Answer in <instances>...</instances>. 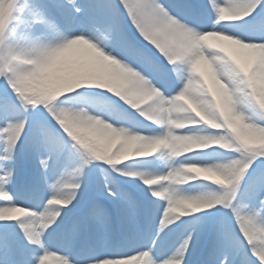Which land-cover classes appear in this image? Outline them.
<instances>
[{
	"label": "snow or ice",
	"instance_id": "obj_1",
	"mask_svg": "<svg viewBox=\"0 0 264 264\" xmlns=\"http://www.w3.org/2000/svg\"><path fill=\"white\" fill-rule=\"evenodd\" d=\"M51 259L264 264V0H0V264Z\"/></svg>",
	"mask_w": 264,
	"mask_h": 264
},
{
	"label": "clouds",
	"instance_id": "obj_2",
	"mask_svg": "<svg viewBox=\"0 0 264 264\" xmlns=\"http://www.w3.org/2000/svg\"><path fill=\"white\" fill-rule=\"evenodd\" d=\"M221 43L224 45V46H234L235 42L234 41H227V40H224V39H221ZM97 119H102V117H97ZM179 147L181 148H188V147H192L194 145H190L188 144L187 142H181L179 145ZM131 147V145H129V148ZM124 154H127V150ZM17 213L19 212H22L24 210L22 209H16Z\"/></svg>",
	"mask_w": 264,
	"mask_h": 264
},
{
	"label": "rangeland",
	"instance_id": "obj_3",
	"mask_svg": "<svg viewBox=\"0 0 264 264\" xmlns=\"http://www.w3.org/2000/svg\"><path fill=\"white\" fill-rule=\"evenodd\" d=\"M49 264H57V261H56L55 259H51V260L49 261Z\"/></svg>",
	"mask_w": 264,
	"mask_h": 264
}]
</instances>
